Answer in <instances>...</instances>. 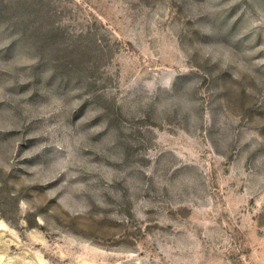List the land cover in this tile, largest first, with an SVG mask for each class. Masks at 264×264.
<instances>
[{
	"label": "rangeland",
	"instance_id": "rangeland-1",
	"mask_svg": "<svg viewBox=\"0 0 264 264\" xmlns=\"http://www.w3.org/2000/svg\"><path fill=\"white\" fill-rule=\"evenodd\" d=\"M0 264H264V0H0Z\"/></svg>",
	"mask_w": 264,
	"mask_h": 264
}]
</instances>
